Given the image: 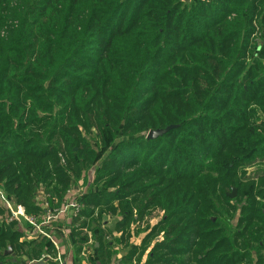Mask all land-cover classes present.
I'll return each instance as SVG.
<instances>
[{
	"label": "trees",
	"instance_id": "1",
	"mask_svg": "<svg viewBox=\"0 0 264 264\" xmlns=\"http://www.w3.org/2000/svg\"><path fill=\"white\" fill-rule=\"evenodd\" d=\"M11 1L0 0L11 201L38 219L41 186L53 207L95 165L68 226L76 258L85 228L100 264H242L264 249V168L246 179L264 163V0ZM5 216L0 203V264L55 252L47 237L21 242Z\"/></svg>",
	"mask_w": 264,
	"mask_h": 264
},
{
	"label": "crops",
	"instance_id": "2",
	"mask_svg": "<svg viewBox=\"0 0 264 264\" xmlns=\"http://www.w3.org/2000/svg\"><path fill=\"white\" fill-rule=\"evenodd\" d=\"M90 183H91V181H89L87 183L86 187L84 188L85 189V193L83 194L82 199L89 192L88 190L91 187L90 186ZM48 199L50 200V195H49ZM65 200H66V194H65V197H64V199L62 201H60L58 199L57 200L55 199L54 202L52 203L54 205L53 207H52L51 202H50V208H51V210L52 211H55V210L59 209L60 207H63V205L65 203ZM37 205L42 209V213L38 216V219L39 220H42V217L46 213V211L43 210V208H42L41 205H39V204H37ZM84 208H85V206H84ZM67 216H69V215H67ZM74 219L75 218L63 217L62 216V217H59L57 220H54V221L50 222L48 225H43L44 231L47 232L48 234H50L53 237L55 243L58 246V249L56 248V246L54 245V243L50 239L47 238L54 245V248H55L54 251L55 252L53 254H43L40 257V259L30 260V261H28V264H58V263H56L53 260H45L43 262H40V260L43 257H46V256H50L51 258H54L57 255L58 252H60V253L63 254V256L67 260L68 264H100V262L95 257V252L93 251V249L91 250L88 247V245L93 242L92 238L90 237V236L93 237V234H92L91 231L90 232H87L88 239H89L88 243L85 244V246L83 247L82 252H81L80 256H78V258H76V255H75L76 262H74V253H75V250L73 249V246L70 245L69 230H68L69 224ZM82 219H84V221L86 220L85 217L82 218ZM2 222H3V220L1 221V223ZM5 224H6V222H5ZM80 224H77L76 227L78 228L80 226ZM6 225H8L9 227L10 226H13V227H18L19 226L20 227L18 230H20V232L22 233L21 242H27V243L36 242L37 240H39L43 236V235L37 233L27 223H23V224L7 223ZM43 237H45V236H43ZM120 257L121 256H119V258ZM115 258H118V255ZM134 264H136V262Z\"/></svg>",
	"mask_w": 264,
	"mask_h": 264
},
{
	"label": "built area",
	"instance_id": "3",
	"mask_svg": "<svg viewBox=\"0 0 264 264\" xmlns=\"http://www.w3.org/2000/svg\"><path fill=\"white\" fill-rule=\"evenodd\" d=\"M62 164H65V159L61 156ZM84 190L78 192L68 191L66 193V200L63 207L52 211L50 208V200L48 199L49 195L44 194L43 197L38 195L37 203L42 206L43 210L46 213L43 215L42 220L39 222L37 217L31 216L27 213L26 208L22 205H16L13 201H11L6 194L0 189V203L6 210V216L4 218V222L7 223H17L23 224L27 223L30 225L37 233L47 237L50 239L56 248L58 249L57 244L55 243L53 237L44 231L43 225H48L50 222L57 220L59 217H71L78 218L84 209V204L81 202ZM69 215V216H67ZM45 260H53L58 264H68L67 260L63 256L62 253L58 252L54 258L50 256L43 257L40 262Z\"/></svg>",
	"mask_w": 264,
	"mask_h": 264
},
{
	"label": "rangeland",
	"instance_id": "4",
	"mask_svg": "<svg viewBox=\"0 0 264 264\" xmlns=\"http://www.w3.org/2000/svg\"><path fill=\"white\" fill-rule=\"evenodd\" d=\"M18 0H12L11 1V3H10V5L8 6L9 8H12L13 6H15V3L17 2ZM8 7H7V9H8ZM90 136V135H89ZM89 138H91V142L92 143H94V141L96 140V141H98V139H94L93 137H89ZM96 166L95 165H90V166H88L87 168H85L84 170H83V174H82V176L80 177V179L78 180H75L74 178H75V175H74V177H73V179L75 180L74 182H76V184L75 185H72V186H70L68 189H67V191H66V193L68 192V191H71V192H78V191H81V190H84L85 191V187H86V185H87V183H84L83 182V179L86 177V178H90V180L89 181H91V183H90V186H91V184L94 182V174H95V168ZM258 167V168H257ZM259 169V168H264V163H261V164H258L257 166H255V167H251V168H248L247 169V171H246V179H250V180H255V181H259V180H256V179H254L255 177H256V170H254V169ZM254 170V171H253ZM240 177H243V175L241 174L240 175ZM245 179V181H247ZM46 186V185H45ZM45 186H41V188H40V190H39V192H38V195H40L41 197H43V195L44 194H46V189H48L47 187H45ZM56 186H58V185H56V183H54V186H52V189H54ZM258 186L259 187H261L262 188V186L259 184V182H258ZM90 188H92V186L90 187ZM90 188H89V190L88 191H90ZM58 189H59V191L61 192V191H63V186H58ZM233 190H235V197L234 198H231L230 196L231 195H233ZM59 193H57V195H56V200L57 199H59ZM227 196L230 198V199H235V200H240L239 201V205H242L244 202H245V197H243L239 192H238V190H237V188L236 187H233L232 189H229L228 190V192H227ZM3 205V204H2ZM4 208V207H3ZM157 212V211H156ZM156 215H158V213H156L155 214V216ZM80 217V216H79ZM153 217H154V215H153ZM160 217V216H159ZM2 219V218H1ZM4 219V218H3ZM118 219H120V217H113V215L111 216V215H109V216H106L105 217V220L106 221H109V222H113V221H116V220H118ZM153 220V219H152ZM82 221H84V219H82V217H81V219L79 220V222H78V224H80ZM146 222H148V221H146ZM154 222V221H153ZM85 232H83L84 234H86V235H88L87 234V232H90L89 230H88V228H85V230H84ZM91 238H92V240H93V242L91 243V244H89L88 245V247L90 248L93 244H94V238L92 237V236H90ZM91 249V248H90ZM261 260H262V263H261ZM74 262H76V258H75V253H74ZM242 264H264V249H262V250H260L259 251V253H252L250 256H247V258H246V261L244 262V263H242Z\"/></svg>",
	"mask_w": 264,
	"mask_h": 264
},
{
	"label": "water",
	"instance_id": "5",
	"mask_svg": "<svg viewBox=\"0 0 264 264\" xmlns=\"http://www.w3.org/2000/svg\"><path fill=\"white\" fill-rule=\"evenodd\" d=\"M174 128H176V126L171 125L165 129L151 130L147 135V139L151 140V139H155V138H158L160 136H163V135L167 134L168 132H170L171 130H173ZM230 197L231 198L235 197V190H233V195H231ZM8 252L10 253L11 249H9V251H7V253Z\"/></svg>",
	"mask_w": 264,
	"mask_h": 264
}]
</instances>
